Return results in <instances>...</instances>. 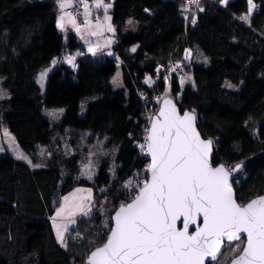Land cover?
Segmentation results:
<instances>
[{
  "label": "trees",
  "instance_id": "obj_1",
  "mask_svg": "<svg viewBox=\"0 0 264 264\" xmlns=\"http://www.w3.org/2000/svg\"><path fill=\"white\" fill-rule=\"evenodd\" d=\"M104 2L111 5L115 29L112 54L82 53L72 69L64 52L84 47L75 33L65 37L57 29V0H0V90L6 93L0 127L32 161L0 154V264H84L104 243L115 209L146 181L147 161L139 150L145 114L150 96L167 84L168 96L181 111L194 112L201 135L213 141L214 164H242L233 180L237 200L264 195V0H253L248 23L239 19L248 0ZM55 59L59 65L51 77L58 88L43 93L37 77ZM183 73L192 78L184 86L178 79ZM48 106L62 107L56 122L47 116ZM87 134L114 149L112 157L100 159L91 182L105 198L97 195L91 213L75 219L62 244L52 221L55 209L76 185L88 183L74 177L76 162L63 153L41 162L40 148L67 141V148L78 151ZM131 179L138 181L135 188L127 186Z\"/></svg>",
  "mask_w": 264,
  "mask_h": 264
},
{
  "label": "snow or ice",
  "instance_id": "obj_2",
  "mask_svg": "<svg viewBox=\"0 0 264 264\" xmlns=\"http://www.w3.org/2000/svg\"><path fill=\"white\" fill-rule=\"evenodd\" d=\"M78 2L83 6V30L93 36L101 35L105 30L115 31L111 17L107 15L110 4H104L103 0H95L92 6L87 0ZM220 2L226 4L228 0ZM190 3L198 5L199 0H190ZM57 4L61 11L57 26L65 29L67 19L77 32H81L76 16L68 11L73 0H57ZM248 6V15L239 19L249 20L256 5L253 0H248ZM92 7L105 10L104 24L99 18L92 23L89 18ZM135 50L133 47L132 51ZM189 55L190 50H186L185 59ZM67 60L72 64L74 57ZM45 76L46 72H42L41 83ZM148 82H151L150 77ZM4 95L6 93L0 90V98ZM195 120L194 112H185L181 116L171 100H164L158 116L152 118L151 128L146 130V144L140 145L151 156L150 179L143 182L131 202L121 204L113 217L114 227L110 229L106 243L91 252L87 264H205L206 258H217L224 239L240 241L242 234L246 235V243L243 247L237 245L230 264H264V195L246 204L236 201L229 177L242 164L231 170L223 164L213 167L209 159L213 141L201 138ZM13 150L17 159L31 164L22 152ZM83 174L89 179L92 177L90 171ZM87 192V197H76L73 193L71 200L65 196L64 203L52 217L62 244L67 224L75 222H64L74 215L73 209L85 215L88 213L84 201L91 200V189ZM57 218L61 223H56ZM200 220L202 223H198ZM178 222L182 227H178ZM190 226H196L194 232L189 231Z\"/></svg>",
  "mask_w": 264,
  "mask_h": 264
},
{
  "label": "rangeland",
  "instance_id": "obj_3",
  "mask_svg": "<svg viewBox=\"0 0 264 264\" xmlns=\"http://www.w3.org/2000/svg\"><path fill=\"white\" fill-rule=\"evenodd\" d=\"M228 1H230V0H228ZM87 2L91 6V4L93 5L95 3V0H87ZM73 3H74V1H73ZM221 4L224 5L225 3H221ZM71 9L72 10L68 9V11H71L73 13V15L76 16V21H77L78 24L81 25L82 31L81 32H77L75 30V28H73L72 25L67 22V19L65 20V29H60L57 26V21H58L60 15H61V11L59 9V12H58V15H57V18H56V27H57V29L59 31H61L64 34L65 37H66V33L67 32H73V33H75L77 35V37L79 38L80 42L83 44V47H86V48L87 47H90V45L93 42L96 44L98 42V40H101V41L104 40L105 35H106L105 31H103V33L101 35L93 36V35H90L88 31L83 30L84 17H83V15H81V13L83 12V6L82 5H81V9L82 10L80 12H79L80 7H79V4L77 2H76L75 5H72ZM93 9L94 8L92 7L91 8V12L93 11ZM248 12H249V8H248ZM248 12L245 15H248ZM253 13H254V8L251 11L250 17L252 16ZM107 15L110 16V14H108V13H107ZM104 16L101 19L98 16H96L97 18H99V21L102 24L105 23ZM89 18H90V20L92 21L93 24H95L97 22V18H92L91 15H90ZM249 20H250V18H249ZM249 20L246 21V22L248 23ZM110 23H111V21H110ZM93 30H95V29H93ZM107 33H108L107 34L108 40H111L113 42L114 39H115L114 38V35H113V32H107ZM71 53H74V52H68L67 55L65 56V58L66 57L67 58L68 57H71L72 55L73 56L76 55V54H71ZM90 53L96 54L95 51H91ZM67 58L65 59L66 64H68L71 68H74V60H73V63L72 64H69ZM54 61H55V63L52 62L51 68L50 69H46L44 71V72H46V76H45V79H44L43 83L40 82V75H41L42 72L37 77L38 84H39V86H40V88H41V90H42L43 93L46 92L47 87L49 88L51 86L50 89L52 91L53 90H56V88H58L57 85H56V83H54V82H56V78H52L51 77V75L53 73H55L56 67L59 65V61L58 60H54ZM174 70H175L174 67H171L169 69L170 72L171 71H174ZM114 78H115V82L117 84H119L120 81H121V75H120V69L119 68L117 69V73L114 76ZM148 78L149 77L147 76V78L145 79V82L147 84H149V85H152L154 83V79H152L150 77L151 78V82H148ZM178 79H179L180 84L183 85V86L186 85V84H188V83H191V81H192L191 76L188 75V74H184V73L181 74V76ZM48 81H51V83L49 84ZM51 84H53V85H51ZM160 93L161 94H159V93H155L154 94L153 93L154 95L152 94V96H150L152 98H151L150 102L148 103L149 104L148 107H147V109L149 108L147 110L148 113L145 114V116L147 115V124H148V126L145 129V133H144L143 138H142L143 140L139 143V150L140 151H144L145 152V149L146 148L145 149H142L140 147V145H145L146 144V140H145V137L147 136V131L146 130L149 128V124H150V121H151V118H152L153 114L156 112V110L158 108V105H159L161 99L164 98V97H166V96H168L170 94V89H169L168 84L165 86V89L163 91H161ZM65 103H67V101H65ZM150 106H154V108L153 109H150ZM60 109L63 110L62 107L56 106V107H50L49 108V106H48L47 107V110L45 112L48 114L47 116L52 121L56 122V120L58 119V116H59ZM6 132H7L8 135L5 134ZM87 137L90 138V139L85 140V141L83 139L82 140V143L80 142L81 145H80V148L78 149V151L77 150L74 151V147L67 148V141H64L62 143V145H60V146L54 145L51 149L44 148V147H41L40 148L39 156H40V161L41 162H45V160H47L48 162H51L50 158L48 159V157L53 152H56V153H59V154L63 153L62 155L70 158L69 161L76 162V166L77 167L75 165H72L71 168H70V170H73L74 169V171H73L74 172V177L76 179H80V180H83L84 179L88 183V185H86V186L76 185L73 188V191L70 193V195L68 194L69 195L68 197L72 198V194L73 193H75L76 195H78V197H81V196L87 197L88 196L87 190L88 189H91V200L90 201L89 200H85L84 201V204L88 208L87 215H85V214H83V213H81V212L76 211L75 209H73L74 215L71 216V217H67V219L64 221L65 223H67V220H74L75 221L76 218H78L79 216H82V215L88 216L91 213L92 208L94 207L95 199H96L97 195H98V197L100 196L102 199L105 198V192H102V189H99L98 192H97L95 189H93L91 187V185H92L91 182L93 181L94 176L96 175V171L98 169V165H99L98 163H99L100 159L104 160L105 158L108 159V157H112L113 156V153H114V149L112 147H109V146L105 145V142L103 140L99 139L98 136L87 134ZM12 138H14V137H13V135L10 133V131L7 128L0 127V149H2V151H0V154L3 155L6 152H8L13 157L16 158V153L13 150L14 148H16L18 151L22 152L25 156L28 157V155L25 154L21 150V148L18 146V144L15 141V139H14V142H12ZM77 140L79 142V138ZM78 142H76L75 145H77ZM83 145L85 146L86 149L83 148ZM73 153H74V155L77 154V153H79L78 157L77 158H74V155H73V158H72L71 156H72ZM28 160H30L29 157H28ZM22 161L28 163L27 160H22ZM28 164H30V163H28ZM31 164H32V161H31ZM86 166H89V167L86 168ZM147 166H148V161H147ZM240 170H241V168H240ZM240 170H239V172H240ZM85 171H90L92 173L91 179H89L87 175H84L83 174ZM143 172H145V171H143ZM146 172H147V170H146ZM239 172H237L236 175ZM234 178H233V180H234ZM129 182H131V183H129ZM133 182L136 183L138 181H132V179L130 181L127 180V186H129L130 188H132V187L135 188V186L138 183L135 185V183L133 184ZM133 185H135V186H133ZM77 189H81L83 191L76 192ZM129 193H130V195H132L133 191H131ZM136 193H135V195H136ZM130 195H127V197H129ZM65 196H67V195H65ZM65 196L62 197V200L60 201L61 203H59V205L56 207L55 212L62 205L63 198ZM55 215H56V213L54 214V216ZM52 221H53V219H52ZM60 222H61V219L60 218H57L56 223H60ZM71 224L72 223H68L67 224V230L65 231V233L71 227ZM55 230H56V228H55ZM65 233H64V235H65ZM243 244H244V240L243 239H241L240 241L227 242L225 244V248H224L222 254L220 255V257L216 261H214V262H212L210 264H228L229 261L235 255L234 249H236L237 245H240V247H243Z\"/></svg>",
  "mask_w": 264,
  "mask_h": 264
},
{
  "label": "water",
  "instance_id": "obj_4",
  "mask_svg": "<svg viewBox=\"0 0 264 264\" xmlns=\"http://www.w3.org/2000/svg\"><path fill=\"white\" fill-rule=\"evenodd\" d=\"M165 99H169V100L172 101V103L176 106V110L178 111V113H179L181 116H182L185 112H192V111H190V110H183V111H181V110L179 109V106L177 105V103L173 100V98H171L170 96H166V97H164V98L161 99V101H160V103H159V105H158V108H157L156 112L153 114L152 118L158 116L159 110L164 106V100H165ZM194 115H195V113H194ZM195 117H196V115H195ZM152 118H151V121H150V124H149V128H148V129L151 128ZM195 127H196V130L200 133V131H199L198 128H197V121H196V120H195ZM200 136H201L202 139L209 140V139H207V138H204V137L201 135V133H200ZM213 157H214V144L212 145V151H211V153H210V157H209V159H210V163L212 164L213 167H216V166L222 164V163H215V164H214V162H213ZM144 159L148 161V167H147V178H146V180H148V179H150V172H149L148 169H149V165L151 164L152 161H151V156H150V154H148L147 150H146L145 153H144ZM223 165H224V164H223ZM225 167H226V166H225ZM226 168H227V167H226ZM228 169H229V168H228ZM229 170H231V169H229ZM239 170H240V169H239ZM239 170H237V171H235V172H232L231 175H230V177H229V182H230V184H231V186H232L233 193H234V197H235V199H236V201H237L238 203H240V202L237 200L236 192H235V188H234V186H233V181H232V180H233V178L235 177L236 173L239 172ZM142 186H143V185H142ZM142 186H141V187H142ZM138 190H139V189H138ZM137 193H138V191H137ZM137 193H136V194H137ZM259 196H260V195H259ZM134 197H135V195H134ZM134 197H133V198H134ZM256 197H257V196H256ZM256 197H253V198L249 199L247 202L251 201L252 199H254V198H256ZM133 198H132V199H133ZM132 199H130L129 201H127V202L124 203V204H127V203L131 202ZM247 202H245V203H240V204H246ZM120 206H121V205H120ZM120 206H118V207L115 209V211L113 212V214H112V217H111V227H110V229H111L112 227H114V220H113V217L115 216V213H116V211H118V209H119ZM198 223H202V220L198 221ZM178 227H182V224H180V222H178ZM195 227H196V226H190L189 231H190V232H194V231H195ZM109 234H110V230H109V232H108V234H107V238H106V240L104 241V243H106ZM241 239L244 240V244H245V243H246V235H245V234H242ZM227 242H231V241H227L226 239H224V241H223V243H222V247H221V252L218 254L217 258H216L215 260H213V259H211V258H206V262H205V264H210V263L216 261V260L220 257V255L222 254V252H223V250H224V248H225V244H226ZM104 243H103V244H104ZM103 244H101L100 246H102ZM244 244H243V246H244ZM97 247H98V246H97ZM95 248H96V247H95ZM95 248L89 252V254L87 255V257L85 258L84 264H87L88 257H89V255L91 254V252L95 250ZM230 261H231V260H230ZM230 261H229L228 264H230Z\"/></svg>",
  "mask_w": 264,
  "mask_h": 264
},
{
  "label": "crops",
  "instance_id": "obj_5",
  "mask_svg": "<svg viewBox=\"0 0 264 264\" xmlns=\"http://www.w3.org/2000/svg\"><path fill=\"white\" fill-rule=\"evenodd\" d=\"M104 4H107V2H104ZM91 6H92V4H91ZM94 8V7H93ZM108 10V9H107ZM108 13V12H107ZM109 14V13H108ZM105 15V10L103 9V8H100V9H96V8H94L93 9V11L91 12V17L92 18H97L96 16H98L100 19L103 17ZM112 24V23H111ZM108 31H106L105 30V33H106V35H105V38H104V40L103 41H101V40H98V42L95 44L94 42L90 45V47H84V51H81V52H77L76 53V55L75 56H71V57H74V67H75V59H76V56H79L80 54H82V53H90L91 51L89 50L90 48H92V49H95V52H96V54H93V53H90V54H93V56H97V57H99V55L100 56H102V54L103 53H105V54H108V55H111L112 54V44L114 43V41H115V39H114V41L113 42H111L110 44L108 43V37H107V33ZM113 35H114V32H113ZM114 38H115V35H114ZM101 43V44H100ZM82 44V43H81ZM82 46H83V44H82ZM103 48H105V50H103ZM107 49V50H106ZM67 58V57H66ZM65 58V59H66ZM54 61V60H53ZM64 62H65V60H64ZM66 63V62H65ZM52 64V63H51ZM68 65V64H67ZM69 66V65H68ZM51 68V66L48 68V69H50ZM54 68V67H53ZM71 68V67H70ZM73 69V68H72ZM73 191V190H72ZM72 191H70L68 194L70 195V193L72 192ZM67 194V195H68ZM76 197H78V195H76Z\"/></svg>",
  "mask_w": 264,
  "mask_h": 264
},
{
  "label": "bare ground",
  "instance_id": "obj_6",
  "mask_svg": "<svg viewBox=\"0 0 264 264\" xmlns=\"http://www.w3.org/2000/svg\"><path fill=\"white\" fill-rule=\"evenodd\" d=\"M187 1H189V0H187ZM190 2V1H189ZM113 26V25H112ZM114 28V27H113ZM103 50H105V48H103ZM107 50V49H106ZM64 55L66 56L67 55V52H64ZM65 56H64V58H63V61L65 60ZM55 60H57V59H55ZM65 63V62H64ZM66 64V63H65ZM145 151H146V149H145ZM145 153V152H144ZM148 167V166H147ZM67 196H69V195H67ZM70 200H71V198H70ZM63 203H64V200H63ZM62 203V204H63ZM61 223V222H60Z\"/></svg>",
  "mask_w": 264,
  "mask_h": 264
}]
</instances>
